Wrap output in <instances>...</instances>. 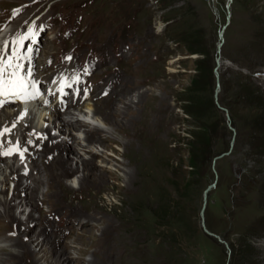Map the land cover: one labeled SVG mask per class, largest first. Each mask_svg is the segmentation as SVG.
<instances>
[{"label": "rangeland", "instance_id": "374dc122", "mask_svg": "<svg viewBox=\"0 0 264 264\" xmlns=\"http://www.w3.org/2000/svg\"><path fill=\"white\" fill-rule=\"evenodd\" d=\"M263 7L264 0H45L35 11V21L47 14L58 25L53 39L44 29L43 50L61 53L67 65L71 57L92 93L102 92L98 103L123 107L125 98L155 96L109 120L133 130L150 113L149 186L142 191L146 175L138 174L124 192L127 184L110 178L100 193L102 222L81 227L62 218L56 234L88 249L81 264H264V21L251 19ZM25 16L6 20L17 28Z\"/></svg>", "mask_w": 264, "mask_h": 264}, {"label": "bare ground", "instance_id": "6f19581e", "mask_svg": "<svg viewBox=\"0 0 264 264\" xmlns=\"http://www.w3.org/2000/svg\"><path fill=\"white\" fill-rule=\"evenodd\" d=\"M44 1H21L19 4L12 5L7 0H0L1 23H7L8 16L17 19L21 13L26 15L17 23L19 24L17 28H14L16 24L12 25L11 29H7L0 35V45L8 42L12 48L16 46L13 42L18 37L36 33V29L26 33L24 26L34 15L36 18L35 11H40ZM55 3L65 10L68 8L67 2ZM263 15L264 7L253 13L251 19L264 21ZM37 19L34 24L45 28L50 16L45 14L43 17L38 16ZM252 29V40H260L258 38L261 33H259L260 28L255 29L253 26ZM37 33L40 34V30ZM254 36L257 37L254 38ZM53 37L52 34L49 35V38L53 39ZM36 39L34 37V40ZM56 51H59V48ZM27 55L31 59L23 61L26 64L38 66L37 77L43 78L42 72L50 71L49 76H52L50 79L54 77V81L49 82L48 85L57 83L58 92L68 87L73 81L75 96L73 95L74 99L70 101L74 108L72 109L71 105L62 114L53 108L54 104L44 108H35L31 105L26 107L27 115H24L23 119H20L24 113L21 107H5L0 111V131L15 124L19 129H15L12 138L19 140L28 152L24 160L6 163L4 156L0 155V264H81L83 258L88 255V249L83 250L75 246L73 242H66L67 238L59 232L56 234L57 230L63 226H60L62 218L65 222L67 219L79 220L81 227L88 224L94 227L93 223L102 222L106 213L100 204L101 191L107 189L106 184L110 178L116 179L119 183H126L127 188L124 187V192L133 187V177L138 174L140 177L146 175L144 179H140L141 189L149 186L148 175L150 176L151 173L155 145L149 120L150 113L146 114V117L143 116L144 118L133 130H129L118 122L111 125L109 120L112 116L117 117L129 111L132 106L141 102V97H148V100L152 102L155 96L153 93L143 92L141 95L125 98L123 107L115 103L116 105L109 108L106 104L108 99L97 102L102 92L92 93L94 89L89 88L88 74L76 73L77 71L72 67L74 64L68 59V65L64 64L61 53H51L47 47L39 50L36 46ZM43 55H47L48 59L41 60ZM95 61L99 64L101 62L97 59ZM96 66L97 63L92 65V68L95 69ZM76 77H79V80ZM143 79L148 82L151 77L147 75ZM133 89L134 87L130 88L131 91ZM115 97L116 95L112 97V100H115ZM112 144L118 152L112 150L108 153ZM30 156L34 158L32 157L31 160ZM29 159L30 162L24 166L25 172H19L20 165L26 164L25 161ZM131 167L136 169V173ZM77 173L80 175L77 176ZM24 180L28 182L26 186H24ZM10 182L16 184L12 199L6 198ZM43 188L45 190L41 193L42 199H39L38 195ZM43 205H49L50 210L42 212ZM27 208L31 211L27 213L25 219H22L24 215L26 216ZM35 212H39L40 218L35 217ZM49 222L53 223L52 228L56 230L48 226ZM43 223L46 225L44 226ZM34 224H39L40 227L36 232ZM95 227L98 226L95 224ZM50 233H53V236H47ZM103 233L100 236L105 235ZM260 250L264 252V243L260 245ZM91 263L92 259L85 264Z\"/></svg>", "mask_w": 264, "mask_h": 264}, {"label": "snow or ice", "instance_id": "6c2138e0", "mask_svg": "<svg viewBox=\"0 0 264 264\" xmlns=\"http://www.w3.org/2000/svg\"><path fill=\"white\" fill-rule=\"evenodd\" d=\"M27 40H34V35L29 33L25 36L18 37L13 42L16 46L12 47L11 50H9L10 45L8 42L0 45V108L16 101L28 103L41 95L36 81L31 79V71L29 70L23 75L21 74L24 69L21 61L31 59L27 55V52L30 50L24 48V42ZM66 59L71 60V57H66ZM76 79L79 80V77H76ZM24 115H27L26 109L20 119H23ZM13 127H15V124H13ZM10 134V128H5L3 131H0V155L11 156L16 154L23 160L24 153L27 149H22L18 140L13 147L8 148L6 151L4 150V137ZM8 143H11V141ZM28 143H31V141H28Z\"/></svg>", "mask_w": 264, "mask_h": 264}, {"label": "water", "instance_id": "95a60500", "mask_svg": "<svg viewBox=\"0 0 264 264\" xmlns=\"http://www.w3.org/2000/svg\"><path fill=\"white\" fill-rule=\"evenodd\" d=\"M208 192H209V189L206 191V194L205 195H207Z\"/></svg>", "mask_w": 264, "mask_h": 264}]
</instances>
